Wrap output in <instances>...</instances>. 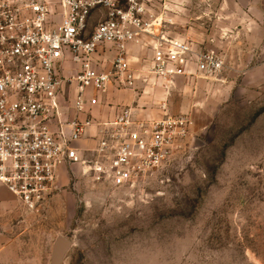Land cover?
<instances>
[{
  "label": "rangeland",
  "instance_id": "rangeland-1",
  "mask_svg": "<svg viewBox=\"0 0 264 264\" xmlns=\"http://www.w3.org/2000/svg\"><path fill=\"white\" fill-rule=\"evenodd\" d=\"M158 1L162 31L222 53L224 70L165 89L137 83L122 106L188 116L186 146L123 188L94 184L79 166L62 169L43 212L17 203L15 217L3 220L0 264H51L57 237L70 243L60 264H264V55L249 40L236 49L221 45L217 34L234 28L218 21L217 0ZM101 15L93 13L90 24ZM148 51L135 48L131 56L146 61ZM66 63L67 82L78 67Z\"/></svg>",
  "mask_w": 264,
  "mask_h": 264
},
{
  "label": "built area",
  "instance_id": "built-area-1",
  "mask_svg": "<svg viewBox=\"0 0 264 264\" xmlns=\"http://www.w3.org/2000/svg\"><path fill=\"white\" fill-rule=\"evenodd\" d=\"M158 2L0 0V184L26 212L48 207L60 168L79 166L92 183L123 188L157 173L186 146V115L139 116L128 106L104 120L92 115L111 85L165 89L178 78L213 79L224 70L222 53L162 31ZM95 12L101 20L92 26ZM135 48H148V59L132 57ZM66 62L78 71L67 79L76 94L65 108ZM84 139L92 144L80 147Z\"/></svg>",
  "mask_w": 264,
  "mask_h": 264
},
{
  "label": "crops",
  "instance_id": "crops-1",
  "mask_svg": "<svg viewBox=\"0 0 264 264\" xmlns=\"http://www.w3.org/2000/svg\"><path fill=\"white\" fill-rule=\"evenodd\" d=\"M217 6L219 8L216 15L218 21L221 23H231L233 24L234 28V31L224 29L222 30V34H217L219 38L224 40L221 42V45L223 47H228L229 44L230 47L236 49L242 46V43H244L243 40H249V48H252L253 52L256 54L259 53L260 55H264V0H217ZM55 11L57 14L52 17V20L54 25H58L60 22V9L55 7ZM109 55L110 54H107L108 57ZM67 66L68 63L63 64L64 78L66 76L65 70ZM71 92L72 98H74L76 94L75 85L73 83H68L65 80L62 87L61 98H67ZM128 93V90L118 89L114 85L109 86L106 94L99 97L105 98L103 99L105 106L99 105L93 109V117L97 120L110 118L115 113L117 106H122V104H125L128 98H134V96L128 95ZM90 95L94 96L93 93ZM136 111L139 116L148 114L143 110ZM83 142L85 144H83ZM91 144L92 142L90 140L84 139L79 145L90 146ZM62 169L64 168L59 169L58 176L62 174ZM17 203V199L0 184V225L2 224L3 220L6 221L15 217V207ZM3 235V231H0V246ZM1 255L2 251L0 250V257Z\"/></svg>",
  "mask_w": 264,
  "mask_h": 264
},
{
  "label": "water",
  "instance_id": "water-1",
  "mask_svg": "<svg viewBox=\"0 0 264 264\" xmlns=\"http://www.w3.org/2000/svg\"><path fill=\"white\" fill-rule=\"evenodd\" d=\"M70 243L63 237H57L52 248L51 264H60L67 251Z\"/></svg>",
  "mask_w": 264,
  "mask_h": 264
}]
</instances>
